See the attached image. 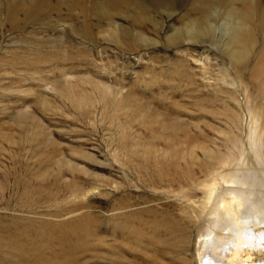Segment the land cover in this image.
I'll list each match as a JSON object with an SVG mask.
<instances>
[{
	"label": "rangeland",
	"instance_id": "374dc122",
	"mask_svg": "<svg viewBox=\"0 0 264 264\" xmlns=\"http://www.w3.org/2000/svg\"><path fill=\"white\" fill-rule=\"evenodd\" d=\"M130 1L0 0V264H198L199 235L222 238L199 217L207 191L236 169L258 189L264 29L251 9L241 59L219 34L168 41L196 19L220 27V2L168 17Z\"/></svg>",
	"mask_w": 264,
	"mask_h": 264
},
{
	"label": "bare ground",
	"instance_id": "6f19581e",
	"mask_svg": "<svg viewBox=\"0 0 264 264\" xmlns=\"http://www.w3.org/2000/svg\"><path fill=\"white\" fill-rule=\"evenodd\" d=\"M135 1L147 4V6L138 10L142 16L152 11L157 14H166L168 17L176 10L187 5H190L194 12L200 14L203 8L212 2V0L209 2L208 0ZM236 1L240 4L239 10L231 7ZM129 2L131 3L130 0H103V5L110 11L111 8L117 5L125 6V4H130ZM216 2H220V4L215 5L217 13L221 14L224 19L220 27L218 23H211L209 19H204V21L196 19L183 31H181L182 29L180 30L181 32L176 30L172 36L168 37V41L175 43L184 38L190 43L211 33L213 37L219 34V38L223 41L228 54L245 59L250 55V49L255 42L251 36L250 27L246 24L250 16H247L244 9L250 8L256 24L264 29V0H216ZM140 5L143 6L142 4ZM99 13L105 17H110L111 15V13L105 12L103 8L99 9ZM211 17L214 18L213 16ZM133 21L142 23L144 19ZM113 27H115L116 31H122L120 25L115 24ZM145 41L147 40L145 39ZM250 118H252L251 115ZM260 137L261 135L257 133L255 126L250 128L248 140L253 148L254 155L257 157H261L259 144L264 143ZM259 165L262 167L263 178H258L257 176L250 178L252 181L250 185H257L258 189L254 190L250 186H241L244 184L243 182L248 180L249 176L246 177V180H243L245 177L243 179L237 177V169L230 172L229 179L231 181L227 178L225 180L222 179L220 177L222 174L220 173L216 174L217 176L219 175L221 182L229 184V187H224L217 199L215 196L217 187H215L216 184L214 183L206 193L207 202L202 204L205 208L200 211L199 214L201 215L199 217L204 221L207 216L206 212L209 215L213 214L212 220L209 221L210 225L215 223V230L221 231L222 238L217 239L215 232L209 227L199 235L196 251L198 264H264V160ZM237 182H239L240 186L237 185ZM257 194L260 197H256ZM225 199H228L229 202L226 203ZM218 200H220V203L216 202ZM211 207L213 208V213L210 211Z\"/></svg>",
	"mask_w": 264,
	"mask_h": 264
}]
</instances>
